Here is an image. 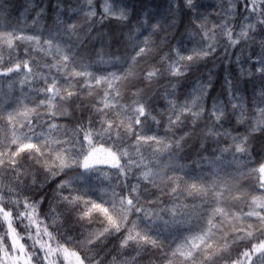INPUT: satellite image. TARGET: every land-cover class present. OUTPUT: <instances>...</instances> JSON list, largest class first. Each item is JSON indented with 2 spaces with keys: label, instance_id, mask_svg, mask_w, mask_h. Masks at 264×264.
<instances>
[{
  "label": "clouds",
  "instance_id": "9594fccd",
  "mask_svg": "<svg viewBox=\"0 0 264 264\" xmlns=\"http://www.w3.org/2000/svg\"><path fill=\"white\" fill-rule=\"evenodd\" d=\"M0 264H264V0H0Z\"/></svg>",
  "mask_w": 264,
  "mask_h": 264
}]
</instances>
